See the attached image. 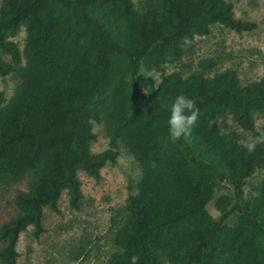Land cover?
I'll return each mask as SVG.
<instances>
[{
	"label": "trees",
	"instance_id": "obj_1",
	"mask_svg": "<svg viewBox=\"0 0 264 264\" xmlns=\"http://www.w3.org/2000/svg\"><path fill=\"white\" fill-rule=\"evenodd\" d=\"M105 2L6 0L0 12V75L22 61L20 49L8 36L23 23L29 29V59L20 92L6 108L1 107L0 92V182H17L28 172L40 176L29 194L18 197L23 212L2 230L8 241L3 264H17V242L28 225H34L36 236L44 232V207L57 210L64 189L71 205L80 208L78 169L99 179L101 168L116 162L119 136L107 150L90 151L96 139L92 121L101 122L103 115L111 119L116 105L123 102L117 94L104 97L116 67L130 74L132 94L150 118L151 135L138 134L129 144L140 157L138 144L149 147L158 165L143 157L141 195L132 202V215L119 233L122 251L109 264H130L133 255L139 256L138 264H162L164 258L170 264H264L256 250L236 246V240L225 247L222 220L215 221L203 210L214 196L217 180L233 184L237 210L264 242V223L244 206L239 181L254 167L251 154L231 146L210 128L212 120L230 112L244 129L254 131L255 115L264 114V79L243 86L234 70L213 80L199 76L184 81L172 74L161 84V98L144 93L137 82L145 57H180L186 39L209 34L215 23L237 32L253 30L257 23L236 18L227 0H164L165 12L150 10L131 30L138 41L126 43L113 26L119 19L115 11L131 12L130 1L106 9ZM3 53L11 55L13 64L4 60ZM174 94L195 99L199 116L192 137L172 143L167 121ZM172 144L183 152L189 167L171 154L161 156V149ZM257 156L264 160V149Z\"/></svg>",
	"mask_w": 264,
	"mask_h": 264
},
{
	"label": "rangeland",
	"instance_id": "obj_2",
	"mask_svg": "<svg viewBox=\"0 0 264 264\" xmlns=\"http://www.w3.org/2000/svg\"><path fill=\"white\" fill-rule=\"evenodd\" d=\"M5 1L0 0V12ZM129 1L130 13H120L113 9L119 18L113 30L126 43L138 41L136 31L131 34V30L139 26L150 10L165 12L164 0ZM227 1L233 4L236 18L256 22L257 27L237 32L222 23H215L209 34L186 39L182 44L183 52L180 57L160 59V55H153L143 58L137 82L144 93L163 97L164 89H161V84L172 74L179 75L184 81L199 76L213 80L219 74L234 70L243 86L264 79V0ZM111 5L119 8L123 2L106 0L103 8ZM104 18L109 20V16ZM28 35V25L23 23L17 33L8 36V40L20 49L22 61L13 64L11 55L3 53L4 60L13 64L14 68L7 75H0V92L4 99L1 107L10 106L20 92L23 69L29 59ZM65 44L69 46V43ZM75 49L81 52L80 49ZM76 58L80 56L77 54ZM114 94L122 96L123 102L116 105L111 119L106 120L108 117L103 115L101 122L92 121L96 139L92 141L90 151L98 154L107 150L119 136V156L116 162H108L103 166L99 179L82 168L77 170L83 193L80 208L76 209L71 205L69 192L64 189L58 200L57 210L50 206L44 207V232L36 236L34 225H28L20 233L16 246L19 254L17 264H109L114 255L122 251L118 236L132 215V202L141 195L143 157L149 159L154 166L158 163L155 153L149 147L138 144L141 148L140 157L129 144L130 139L138 134L144 132L146 136L151 135L150 118L132 94L130 74L118 67L109 81L104 97L107 100ZM175 98L176 94L171 95L170 103ZM210 128L223 135L231 146L249 152L246 146L248 141L264 135V114L255 115L254 131L244 129L230 112L212 120ZM202 149L200 148L201 151ZM263 149L264 143H259L253 152H249V159L254 161V167L239 181L243 184L244 206L264 223V160L257 156ZM170 154L176 156L184 167H189L188 159L176 145L161 149L163 158ZM39 177L28 172L17 182H0V264H3L2 254L8 243L2 237V230L23 212L18 204V197L29 194L33 181ZM235 192L233 184L217 180L214 196L203 210L215 221L222 220L225 236L222 242L225 247H231L229 244L236 240V246L245 244L249 251L254 249L259 257H264V242L259 236L261 233L254 232L248 218L237 210ZM162 264L170 262L164 258Z\"/></svg>",
	"mask_w": 264,
	"mask_h": 264
},
{
	"label": "clouds",
	"instance_id": "obj_3",
	"mask_svg": "<svg viewBox=\"0 0 264 264\" xmlns=\"http://www.w3.org/2000/svg\"><path fill=\"white\" fill-rule=\"evenodd\" d=\"M198 116L199 108L195 99L183 94L178 95L171 105L167 121L169 140L172 143L189 140L192 137ZM259 143H264V135L250 139L246 145L248 151L253 152ZM139 259V256L133 255L130 264H138Z\"/></svg>",
	"mask_w": 264,
	"mask_h": 264
}]
</instances>
